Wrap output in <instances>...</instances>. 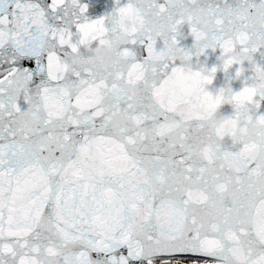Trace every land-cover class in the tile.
I'll use <instances>...</instances> for the list:
<instances>
[{
    "label": "snow or ice",
    "instance_id": "obj_1",
    "mask_svg": "<svg viewBox=\"0 0 264 264\" xmlns=\"http://www.w3.org/2000/svg\"><path fill=\"white\" fill-rule=\"evenodd\" d=\"M114 5L0 0V264H264V0Z\"/></svg>",
    "mask_w": 264,
    "mask_h": 264
},
{
    "label": "water",
    "instance_id": "obj_2",
    "mask_svg": "<svg viewBox=\"0 0 264 264\" xmlns=\"http://www.w3.org/2000/svg\"><path fill=\"white\" fill-rule=\"evenodd\" d=\"M84 2L89 4V12L88 15L91 19L98 18L100 15H104L108 12H111L114 5V0H84ZM123 2V0H122ZM190 43V38L188 41H182L181 43ZM209 55L207 56L206 60L205 58H201L202 62H205L208 67H211L213 64H215L216 56L219 54L217 51L216 53H211V50H209ZM225 80V74L222 71H218L216 74V79L213 82V85L209 87V90H213V88L220 87ZM233 88L235 90H238L240 85L239 81L233 82ZM220 111L223 115H230L231 114V107L229 105H222L220 108Z\"/></svg>",
    "mask_w": 264,
    "mask_h": 264
},
{
    "label": "clouds",
    "instance_id": "obj_3",
    "mask_svg": "<svg viewBox=\"0 0 264 264\" xmlns=\"http://www.w3.org/2000/svg\"><path fill=\"white\" fill-rule=\"evenodd\" d=\"M92 52L102 66L112 63L116 57V50L112 46H97Z\"/></svg>",
    "mask_w": 264,
    "mask_h": 264
}]
</instances>
